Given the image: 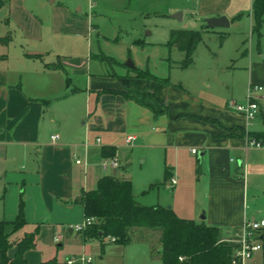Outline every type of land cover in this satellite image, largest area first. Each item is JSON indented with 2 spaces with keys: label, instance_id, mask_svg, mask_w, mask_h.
Segmentation results:
<instances>
[{
  "label": "crops",
  "instance_id": "obj_1",
  "mask_svg": "<svg viewBox=\"0 0 264 264\" xmlns=\"http://www.w3.org/2000/svg\"><path fill=\"white\" fill-rule=\"evenodd\" d=\"M171 1L165 12L181 15L170 17L178 24H171L170 31L195 30L201 38L204 34L224 36L218 48L228 38V28L244 29L253 37L256 53L250 52L239 68L244 71L239 85L245 92L249 84L264 86V25L259 35L252 32V0ZM8 6L20 43H0V222L12 225L21 197L25 224L8 241L15 243L36 230L34 248L23 254L27 264L50 260L65 264L70 256L88 254L95 240L84 241L73 230L84 219L80 196L108 175L93 170L90 160L99 162L101 150L111 148L118 159V150L130 135L136 138L135 148L148 149L163 159L166 173L175 180L172 187L182 192L168 206L178 217L218 228L221 237L227 235L222 237L225 241L244 221L264 220V149L246 147L248 133L264 132V112L250 124L232 111L231 104L237 103L232 97L225 106H217L189 95L168 77L153 75L143 69L149 56L137 61L129 55L130 47H143L141 39L127 48L130 59L125 63L124 57L105 55L102 42L111 38L104 35L95 12L86 23L73 27L65 20L61 24L58 12L62 7L51 10V35L88 34L94 37V50L100 51L95 54L90 48L85 58L76 53L51 59L50 51L23 45L41 41L38 18L23 0H9ZM218 16L226 17L227 28L204 26L206 18ZM187 24L196 27L188 29ZM4 34L0 31V38ZM166 43L168 50L176 49ZM105 60L116 71H105ZM57 64L61 69H56ZM54 134L58 139L52 143ZM75 158L85 160L86 166L75 164ZM118 164L113 171L121 168L119 159ZM259 238L262 249L245 264H264V228Z\"/></svg>",
  "mask_w": 264,
  "mask_h": 264
},
{
  "label": "rangeland",
  "instance_id": "obj_2",
  "mask_svg": "<svg viewBox=\"0 0 264 264\" xmlns=\"http://www.w3.org/2000/svg\"><path fill=\"white\" fill-rule=\"evenodd\" d=\"M23 1L30 13L38 18L37 22L41 29L40 42L25 41L23 45L50 51L51 55H54L51 59L56 55L74 57L76 53L85 58L89 55L90 48L94 50V37L88 34L81 37L51 35V10L58 6L62 7L63 10L58 12L61 24L65 20L73 27L76 24L81 25L83 21L86 23L87 17L90 18L95 12L101 19L104 35L111 38V41L102 42L100 49L105 55L124 57L125 63L130 59L127 56V48L131 46L132 41L141 39L145 42L143 47H130L129 55L136 60L149 56V62L143 69H148L153 75L168 77L170 81L180 83L189 95L211 100L217 106H225L231 97L238 104L245 101L246 92L239 85V76L244 74L242 73L244 71L239 68L250 52L254 56L256 51L253 37L243 32L244 29L234 31L228 28V38L221 48H218L219 39L215 35L204 34L194 46L192 63L181 68L179 65L183 54L177 49L168 50L163 45L168 40L171 24L178 27V24L170 19L171 14L165 12L166 6L171 5V0H54V4L51 0ZM5 21L9 22L8 26H4ZM11 21L9 6L6 4L0 8V31H5L3 37L7 36L5 45L20 43V32ZM186 27L189 29L196 26L187 24ZM237 39L240 41L238 46ZM241 42H244L243 46ZM93 53L99 54L100 51L94 50ZM104 66L107 72L116 71L114 64L106 60ZM231 81H237V84L232 85ZM117 156L121 168L116 171L101 169L99 167L101 158L99 162L94 158L90 163H94L93 170L97 172L130 181L133 199L139 205L168 207L181 196L182 192L178 191V186L167 187L170 183L169 174L166 173L163 159L158 158L156 153L148 149L123 145ZM143 159L146 160L141 163L140 160ZM139 231L133 233L132 240L127 245L108 243L107 239L103 240L102 245L96 240L93 241L87 254L92 259L91 263L161 264L155 250L158 247L159 233ZM17 234L18 231L9 234L10 239H14ZM222 237L227 238V235ZM68 258L64 259V262Z\"/></svg>",
  "mask_w": 264,
  "mask_h": 264
},
{
  "label": "trees",
  "instance_id": "obj_3",
  "mask_svg": "<svg viewBox=\"0 0 264 264\" xmlns=\"http://www.w3.org/2000/svg\"><path fill=\"white\" fill-rule=\"evenodd\" d=\"M8 1L0 0V8ZM251 15L252 32L259 35L264 25V0H252ZM223 38H219L220 43ZM199 40V31L172 30L166 45L183 52L180 66L185 68L191 64L192 52ZM0 43L6 44V37L0 38ZM55 67L61 69L58 64ZM144 76L151 78L147 73ZM248 136L264 140V132H251ZM101 153L102 157H112L115 150L102 149ZM80 200L84 217L95 219L81 232L84 241L96 240L102 245L103 240L107 239L108 243L127 245L137 230L156 231L159 238L155 250L161 264H231L237 246L223 240L218 228L180 218L170 208L139 205L133 199L131 182L126 179L104 175L97 180L93 190L81 193ZM24 224L23 200L19 197L16 218L12 223L14 227L10 233ZM4 226L0 222V264H27L23 254L34 248L36 230L11 243L8 241L10 233L4 234ZM10 248L16 249L12 258L7 256ZM40 264H55V261Z\"/></svg>",
  "mask_w": 264,
  "mask_h": 264
},
{
  "label": "built area",
  "instance_id": "obj_4",
  "mask_svg": "<svg viewBox=\"0 0 264 264\" xmlns=\"http://www.w3.org/2000/svg\"><path fill=\"white\" fill-rule=\"evenodd\" d=\"M230 108L236 114L242 116L247 123L253 122L259 113L264 112V86L259 84H249L246 90L245 101L242 104L232 103ZM58 139L56 134L50 136V140L54 143ZM136 138L134 136H126L124 146L134 147ZM99 144V139L96 140ZM246 147L253 149H264V140H258L254 137H249L246 140ZM190 152L196 154V149L191 148ZM75 164L86 166L85 160L75 158ZM119 166L116 155L112 157H102L99 162V167L103 170H115ZM167 187H172L175 184L174 179L169 180ZM95 222L92 217H84V219L73 226V230L81 233L86 227ZM264 228V220L259 221H244L234 232L230 239L226 240L236 244V249L233 254L231 264H245L253 253L262 249L260 243V232ZM56 240V239H55ZM182 260V258H179ZM90 256L80 254L69 257L65 264H91Z\"/></svg>",
  "mask_w": 264,
  "mask_h": 264
},
{
  "label": "water",
  "instance_id": "obj_5",
  "mask_svg": "<svg viewBox=\"0 0 264 264\" xmlns=\"http://www.w3.org/2000/svg\"><path fill=\"white\" fill-rule=\"evenodd\" d=\"M180 12H177L173 15H171L170 17L175 18V19H179L180 18ZM205 23V27L207 29H217V28H227L228 27V20L226 19V17L224 16H218V17H210V18H206L204 20ZM129 66H133L132 63L129 60ZM168 208V207H166ZM13 225H6L4 226V234H8L12 229H13ZM16 249L15 248H10L7 252V256L8 258H12V256L14 255Z\"/></svg>",
  "mask_w": 264,
  "mask_h": 264
}]
</instances>
